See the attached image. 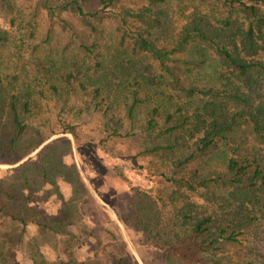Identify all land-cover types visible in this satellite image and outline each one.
<instances>
[{
	"label": "trees",
	"instance_id": "trees-1",
	"mask_svg": "<svg viewBox=\"0 0 264 264\" xmlns=\"http://www.w3.org/2000/svg\"><path fill=\"white\" fill-rule=\"evenodd\" d=\"M171 2L0 0L10 28L0 32L9 148L47 117L78 140L75 120L86 110L97 116V142L134 140V156L148 157L150 183L137 189L136 216L164 264H264V0H185L178 26ZM106 21L107 46L100 42ZM59 33L64 40L53 50ZM37 168L32 178L31 168L20 175L12 168L0 189V264H20L27 220L72 235L66 227L77 202L65 199L56 220L25 218L42 182L54 183L44 164ZM30 258L85 264L48 261L35 245Z\"/></svg>",
	"mask_w": 264,
	"mask_h": 264
},
{
	"label": "rangeland",
	"instance_id": "rangeland-1",
	"mask_svg": "<svg viewBox=\"0 0 264 264\" xmlns=\"http://www.w3.org/2000/svg\"><path fill=\"white\" fill-rule=\"evenodd\" d=\"M184 1L172 0L169 5L174 26L182 21L179 10L183 8ZM38 21L40 34L43 30V14ZM104 27L100 42L102 40L107 46L112 39V25L106 21ZM6 30L10 28L0 7V32ZM63 40V34L59 33L51 41L52 49H60ZM47 90L50 88L47 87ZM45 100L50 109L52 100L48 97ZM118 108H122L121 104H118ZM112 114L121 116L122 112L118 109ZM46 115L48 112L43 113V116ZM75 121H79L75 126L78 140L70 130L61 129L53 117H47L40 123L38 132L30 131L33 135L18 139L13 148H9L13 128L5 109L0 112V189L5 188L11 180L9 176L12 168H17L16 173L19 175L29 174L27 170L31 168L29 175L33 177L38 173L37 167L44 164L47 177L54 183L42 182L40 189L34 193L36 199L30 203L25 218L47 216L56 220L59 207L65 199L67 203L77 202L79 208L78 212L73 211L71 223L66 227L72 232L71 236L65 232L61 235L50 234L27 220L23 239L18 245L17 261L31 264L30 254L35 245L48 261L64 258L73 263L100 264L119 258L122 264H164L159 247L146 241L145 230L136 216V206L142 196L137 189L146 190V185L150 183L146 175L148 157L134 156L137 145L134 140L109 139L97 142V136L101 134L97 130V116L90 115L86 110L77 115ZM32 124H37V121L32 120ZM89 139L90 143L87 142ZM28 163L37 167H29ZM50 164L57 170H49ZM73 166L84 188L79 187L71 175L69 168L73 169ZM65 237L69 238L68 244L64 243Z\"/></svg>",
	"mask_w": 264,
	"mask_h": 264
}]
</instances>
